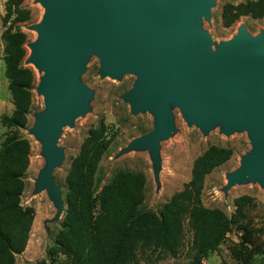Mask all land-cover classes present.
Returning <instances> with one entry per match:
<instances>
[{"label": "water", "instance_id": "water-1", "mask_svg": "<svg viewBox=\"0 0 264 264\" xmlns=\"http://www.w3.org/2000/svg\"><path fill=\"white\" fill-rule=\"evenodd\" d=\"M35 1L44 13L28 27L37 38L27 44L26 63L43 73L36 91L44 109L28 133L46 160L35 191L46 190L58 216L64 203L52 177L63 158L57 141L64 126L88 111L92 92L80 77L93 54L101 77H137L125 101L133 115L153 117V130L121 153L148 150L156 176L159 143L173 130L171 106L177 107L204 133L217 125L225 135L246 132L251 152L226 173L225 190L248 182L264 190V33L251 36L241 25L230 42L212 50L199 22L209 19L215 0Z\"/></svg>", "mask_w": 264, "mask_h": 264}, {"label": "trees", "instance_id": "trees-1", "mask_svg": "<svg viewBox=\"0 0 264 264\" xmlns=\"http://www.w3.org/2000/svg\"><path fill=\"white\" fill-rule=\"evenodd\" d=\"M23 0H8L3 25L5 77L12 99L10 115L0 118L2 126L25 128L31 107L34 74L23 66L27 36L19 24L31 20ZM221 19L231 26L241 16L264 18V0L223 7ZM110 127L100 124L90 129L79 154L70 164L65 178V210L62 230L56 237V248L73 264H137L138 253L146 250L175 256L182 244L184 222L192 234L194 251L190 264H202L216 251L234 228L238 243L231 254L238 263L246 261L253 247L258 246L257 233L246 221L247 197L234 200L231 218L218 209L202 203L207 175L225 164L232 150L211 146L195 160L191 179L172 195L158 214L143 212L144 175L119 170L102 185L99 163L110 145ZM30 144L16 132L6 136L0 146V264H15L24 252L34 219V209L21 205L24 178L29 166ZM251 227V228H250ZM256 233V234H255ZM264 254V253H262ZM55 260L51 264H54Z\"/></svg>", "mask_w": 264, "mask_h": 264}, {"label": "rangeland", "instance_id": "rangeland-1", "mask_svg": "<svg viewBox=\"0 0 264 264\" xmlns=\"http://www.w3.org/2000/svg\"><path fill=\"white\" fill-rule=\"evenodd\" d=\"M8 0H0V118L10 115L13 106L8 90V80L5 77L3 32L9 25H3ZM254 0H215L210 10V17H203L199 22V29L209 36L212 50H217L226 41L233 39L238 33V28L245 25L251 36L264 33V18L254 19L250 16H241L231 26L224 25L221 14L226 5L236 6ZM22 7L29 11L31 20L19 24L20 30L27 36L26 57L23 66L32 69L34 82L32 88V101L27 125L25 128H8L0 123V146L6 136L16 132L30 144L29 166L24 178V190L21 196L23 207L34 209V219L29 233V239L24 252L16 256L15 264H73L56 248V237L62 230V220L65 210L64 192L65 178L73 159L79 154L81 145L90 129L98 128L102 123L111 132L107 139L110 145L99 163L100 172L97 174L102 179V185L110 180L117 171L127 170L144 175V202L141 206L143 212L158 214L162 207L170 200L173 194L181 191L191 179V170L194 160L211 146L232 150L230 159L209 175L204 180L202 191L203 206L208 209H218L225 216L231 218L235 212L234 200L246 196V221L251 222L255 229L264 230V190L258 183L234 185L225 190L226 173L234 172L240 167L241 158L251 152L252 145L246 132L234 131L230 135L221 132L220 125L204 133L194 125H188L177 107L171 106L173 114V130L170 135L159 143L157 174L153 173L148 150L133 149L127 153L121 150L136 138L142 137L153 130V117L149 112H140L136 115L131 109L125 94L128 93L136 81L133 74L121 78L101 77L100 61L97 55L89 57L85 64V71L80 77L81 83L92 92L88 101V111L76 117L73 126H64L57 146L62 150V162L53 170L54 183L59 187L64 209L58 216L54 202L49 198L46 190L36 192V182L46 160L42 155L40 141L29 135L28 131L34 124V115L43 111V98L36 89L43 73L26 63L29 55L27 44L37 38V33L28 29L30 25L41 21L44 8L35 0H23ZM58 216V217H57ZM184 236L182 244L175 256L165 252L146 250L138 253L137 264H190L194 251L192 249V234L188 223L184 222ZM251 228V227H250ZM256 234V233H255ZM258 246L248 255L243 263H238L231 254V247L239 241V233L233 228L227 234L225 241L212 252L202 264H264V236L257 233Z\"/></svg>", "mask_w": 264, "mask_h": 264}]
</instances>
